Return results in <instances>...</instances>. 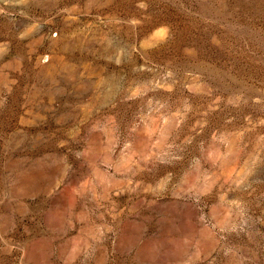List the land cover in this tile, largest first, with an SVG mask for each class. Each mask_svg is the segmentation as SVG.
Segmentation results:
<instances>
[{"label": "rangeland", "instance_id": "obj_1", "mask_svg": "<svg viewBox=\"0 0 264 264\" xmlns=\"http://www.w3.org/2000/svg\"><path fill=\"white\" fill-rule=\"evenodd\" d=\"M0 264H264V0H0Z\"/></svg>", "mask_w": 264, "mask_h": 264}]
</instances>
